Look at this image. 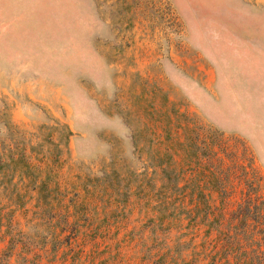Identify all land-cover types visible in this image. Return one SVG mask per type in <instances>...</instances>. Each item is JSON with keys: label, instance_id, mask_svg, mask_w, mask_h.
<instances>
[{"label": "rangeland", "instance_id": "374dc122", "mask_svg": "<svg viewBox=\"0 0 264 264\" xmlns=\"http://www.w3.org/2000/svg\"><path fill=\"white\" fill-rule=\"evenodd\" d=\"M0 264H264V0H0Z\"/></svg>", "mask_w": 264, "mask_h": 264}]
</instances>
